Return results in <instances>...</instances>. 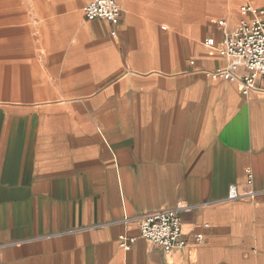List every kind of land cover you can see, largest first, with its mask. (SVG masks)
<instances>
[{"label":"crops","instance_id":"crops-1","mask_svg":"<svg viewBox=\"0 0 264 264\" xmlns=\"http://www.w3.org/2000/svg\"><path fill=\"white\" fill-rule=\"evenodd\" d=\"M91 1L0 0V264H264V80L205 44L264 0ZM179 206L186 247L141 237Z\"/></svg>","mask_w":264,"mask_h":264},{"label":"built area","instance_id":"built-area-1","mask_svg":"<svg viewBox=\"0 0 264 264\" xmlns=\"http://www.w3.org/2000/svg\"><path fill=\"white\" fill-rule=\"evenodd\" d=\"M246 15L233 31H225L220 47H217L213 37L206 39L205 44L218 51L221 57L230 63L227 67L210 72L214 78L239 81L242 84V94L249 96L254 91L261 90L259 80H264V8L247 4L241 8ZM124 10L121 0H92L84 9L88 21L106 20L118 25L123 19ZM220 27L225 21L218 22ZM243 67L245 73L241 76L236 71ZM251 181V180H250ZM242 195L235 185L230 186L228 199H238ZM190 206H179L174 209L149 211L142 214L140 221L141 237L153 245L161 247L165 252L186 247L187 240L182 231V211H189ZM121 245L130 249L136 241L135 237L123 235Z\"/></svg>","mask_w":264,"mask_h":264},{"label":"rangeland","instance_id":"rangeland-1","mask_svg":"<svg viewBox=\"0 0 264 264\" xmlns=\"http://www.w3.org/2000/svg\"><path fill=\"white\" fill-rule=\"evenodd\" d=\"M247 2H250V1L247 0Z\"/></svg>","mask_w":264,"mask_h":264}]
</instances>
